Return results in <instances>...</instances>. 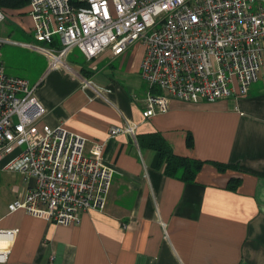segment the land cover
<instances>
[{
	"label": "crops",
	"instance_id": "1",
	"mask_svg": "<svg viewBox=\"0 0 264 264\" xmlns=\"http://www.w3.org/2000/svg\"><path fill=\"white\" fill-rule=\"evenodd\" d=\"M4 11L6 73L35 86L47 110L42 123L83 135L89 155L105 143L103 161L114 178L104 210H83L78 224L62 225L21 209L9 212L28 184L20 172L0 171L8 184L0 186V229H18L0 264H264V68L246 94L172 98L166 112L145 119L144 99L159 90L141 75L140 43L122 55L105 51L92 59L74 49L72 69L50 70L44 54L22 44L37 43L29 4ZM126 121L137 126L135 135L111 137ZM149 133H160L178 155L207 161L195 182L158 167L159 153L138 142ZM214 161L236 168L222 172Z\"/></svg>",
	"mask_w": 264,
	"mask_h": 264
},
{
	"label": "built area",
	"instance_id": "2",
	"mask_svg": "<svg viewBox=\"0 0 264 264\" xmlns=\"http://www.w3.org/2000/svg\"><path fill=\"white\" fill-rule=\"evenodd\" d=\"M29 8L37 43L22 44L44 54L50 70L72 69L74 49L92 59L105 51L122 55L140 43L141 75L159 90L144 99L145 119L166 112L172 98L246 94L264 68V0H29ZM34 92L26 79L6 73L0 54V171L20 172L28 184L9 212L78 224L81 211L106 208L114 170L104 164L105 143L89 155L83 135L42 123L47 110ZM136 128L126 121L110 136L135 135ZM17 233L0 229L1 263Z\"/></svg>",
	"mask_w": 264,
	"mask_h": 264
},
{
	"label": "trees",
	"instance_id": "3",
	"mask_svg": "<svg viewBox=\"0 0 264 264\" xmlns=\"http://www.w3.org/2000/svg\"><path fill=\"white\" fill-rule=\"evenodd\" d=\"M75 1V0H72ZM29 0H0V8H23ZM142 147L151 148L159 153L158 167L163 168L168 176L178 177L187 182H195L197 174L207 161L176 154L160 133L138 136ZM213 164L222 172L236 168L233 164L214 161ZM238 181L231 179L230 187L235 188Z\"/></svg>",
	"mask_w": 264,
	"mask_h": 264
},
{
	"label": "rangeland",
	"instance_id": "4",
	"mask_svg": "<svg viewBox=\"0 0 264 264\" xmlns=\"http://www.w3.org/2000/svg\"><path fill=\"white\" fill-rule=\"evenodd\" d=\"M4 13H5V8H0ZM2 184H3V186H2ZM6 184V185H5ZM0 186L3 188H6L7 186H8V184L7 183H2L1 181H0Z\"/></svg>",
	"mask_w": 264,
	"mask_h": 264
}]
</instances>
